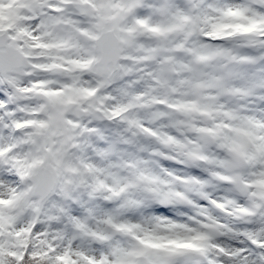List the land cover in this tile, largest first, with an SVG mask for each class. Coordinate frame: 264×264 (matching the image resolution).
<instances>
[{
    "label": "snow or ice",
    "instance_id": "snow-or-ice-1",
    "mask_svg": "<svg viewBox=\"0 0 264 264\" xmlns=\"http://www.w3.org/2000/svg\"><path fill=\"white\" fill-rule=\"evenodd\" d=\"M0 264H264V0H0Z\"/></svg>",
    "mask_w": 264,
    "mask_h": 264
}]
</instances>
